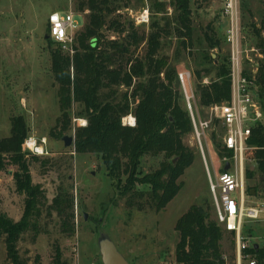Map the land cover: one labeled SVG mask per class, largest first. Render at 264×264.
<instances>
[{"label": "trees", "instance_id": "trees-1", "mask_svg": "<svg viewBox=\"0 0 264 264\" xmlns=\"http://www.w3.org/2000/svg\"><path fill=\"white\" fill-rule=\"evenodd\" d=\"M135 1L77 0V12H87V22L75 34L73 55L59 43L51 49V72L61 111L51 135L62 139L72 130L71 110L78 105L77 117L86 119L87 125L75 127L74 150L101 156L115 190L112 201L120 198L131 209L160 213L184 187L179 179L195 160V152L184 142L193 133V125L176 87L178 69L173 60H180L186 52L195 58L193 50L197 51V88L201 105L207 107L232 98L230 56L220 51L225 39L213 27L195 38L192 5L197 0H147L152 16L162 15L161 21L152 17L148 32L121 15ZM170 5L174 7L171 15L167 11ZM256 34L257 46L264 54V37L258 31ZM47 36L50 38L48 29ZM174 37L177 42L172 60L166 47ZM215 49L219 51L213 57ZM245 74L258 87L256 98L263 111V119L252 125L248 143L255 149L248 157L256 162L264 182V59L255 74L246 62ZM204 78H209V84L203 83ZM128 115H134L136 126L124 124ZM28 132L25 118L16 116L11 135L0 138V171L16 167V191L25 195L19 221L0 209V244H4L0 264H28L20 243L27 234L35 241L54 215L60 220L62 234L75 232L74 194L60 185L50 202L43 186L33 181L31 164L47 161L24 152ZM217 145L219 155L231 154L221 142ZM147 157L161 160L156 169L144 173L140 170ZM256 175L248 168V180ZM252 190L259 191L257 186H248L249 194ZM211 210L208 200L196 202L176 222L180 235L175 250L177 264H229L222 245L226 232ZM44 219L48 221L44 223ZM229 234L235 249V237ZM249 252L264 264V246H254ZM40 257L37 255L35 261ZM52 260L53 264H69L60 247Z\"/></svg>", "mask_w": 264, "mask_h": 264}, {"label": "rangeland", "instance_id": "rangeland-1", "mask_svg": "<svg viewBox=\"0 0 264 264\" xmlns=\"http://www.w3.org/2000/svg\"><path fill=\"white\" fill-rule=\"evenodd\" d=\"M197 1L192 5L196 39L203 37L207 28H219L215 17L220 11V0L210 1L211 3ZM240 1L247 43L258 47L256 31L264 37V0ZM146 6V0L135 1L121 15L135 22L130 10L135 16ZM172 8L174 12V7ZM54 10L72 11L80 22V29L87 22V12H77V0H0V138L11 135L13 117L23 116L29 130L27 139L35 137L46 151L43 155L35 154L23 146L24 152L47 161L46 165L41 162L31 164L33 181L43 186L50 202L60 185L68 188L75 197V232L62 234L60 220L56 215L51 221L44 219V223L48 221L49 225L45 226L43 233L35 241L32 234L24 236L20 243L21 254L29 259L28 264H53L56 248L60 247L69 264H103L98 239L100 232H105L112 237L130 264H177L175 250L180 235L175 230V225L178 219L194 203L204 200L209 201L212 216L216 219L200 145L193 133L184 138L186 145L195 152V160L179 179L184 187L160 213L131 209L124 199L112 201L115 190L101 156L91 153L77 154L74 145L67 147L62 139L51 135V130L61 114L57 86L51 72V49L58 43L47 37L49 15ZM152 17L161 21L162 15L152 16L151 13L150 23L153 21ZM150 23L142 26L146 32L149 31ZM219 35L221 36L220 33ZM176 42L175 37L171 38V45L166 47L172 60ZM143 51L142 46L141 52ZM193 51L195 58L186 52L180 60L173 62L178 74L182 71L192 73L195 115L201 120L211 119V107L202 106L200 103L197 88L199 81L195 74V69L199 67L195 59L199 54L196 50ZM218 51L219 49L212 50V56L216 57ZM220 51L228 53V44L222 42ZM260 51L262 52L261 49ZM250 56L255 55L250 53ZM176 87L183 95L179 79ZM78 111L79 106L74 105L71 110L72 130L67 135H75ZM202 142L214 176L215 172L223 170L224 158L218 154L217 143H223V128L217 119L214 118L211 122ZM160 160L161 158H145L140 171L146 173L156 169ZM247 167L257 174L254 179L248 180L250 187L257 186L259 190L251 199L254 203H262L264 182L260 178L256 162L250 157ZM15 170L16 167L11 166L9 170L0 171V209L13 220L19 221L24 212L25 195L16 191L13 178ZM243 230L251 236L252 243L264 246V215L258 221H245ZM223 231L226 232L224 229ZM232 239L226 232L222 241L229 264L236 263V245L234 249ZM0 247L2 251L4 244L1 243ZM37 255L41 257L35 261Z\"/></svg>", "mask_w": 264, "mask_h": 264}, {"label": "built area", "instance_id": "built-area-1", "mask_svg": "<svg viewBox=\"0 0 264 264\" xmlns=\"http://www.w3.org/2000/svg\"><path fill=\"white\" fill-rule=\"evenodd\" d=\"M147 1V0H146ZM170 2L171 0H163ZM223 14L227 19L225 42L229 46L230 76L232 81V98L228 102L211 105V119L201 120L194 112L195 93L192 89V73L182 71L178 74L185 107L188 110L192 125L193 135L197 139L211 192V202L218 224L228 233L235 237L236 264H259L249 250L257 243L251 242V236L245 234L243 227L247 220L258 221L264 215V202L254 203L252 195L248 192L247 161L248 153L255 149L248 142L252 134V125L263 119L261 104L256 98L257 86L245 74V63L251 62L253 74H255L263 58V53L256 46L247 43L246 26L242 20L240 0H222ZM169 14L173 8L168 7ZM130 13L135 18L136 26L150 23L151 12L147 2L139 14ZM80 22L72 12L54 11L50 13L48 20L49 37L59 43L62 48L73 55V43L75 34L80 30ZM250 53L255 56H250ZM209 84V79L203 81ZM217 119L223 128V148L230 152L224 155L221 172L210 170L205 154L202 138L210 127L213 119ZM78 126H86L87 120L75 119ZM124 124L136 126V118L128 115L123 119ZM45 143V141L43 142ZM24 147L31 153L45 154L42 144L35 137L25 141ZM41 149V151H39ZM228 170H225L226 165Z\"/></svg>", "mask_w": 264, "mask_h": 264}, {"label": "water", "instance_id": "water-1", "mask_svg": "<svg viewBox=\"0 0 264 264\" xmlns=\"http://www.w3.org/2000/svg\"><path fill=\"white\" fill-rule=\"evenodd\" d=\"M62 140L67 147L74 145L73 135H65L62 137ZM228 168L229 165L227 164L225 170H228ZM251 195H255L254 190L251 191ZM84 216L85 219H87L86 213ZM255 246L258 247L259 245L255 244ZM98 247L103 264H130L126 256L119 250L115 241L108 233L100 232Z\"/></svg>", "mask_w": 264, "mask_h": 264}, {"label": "crops", "instance_id": "crops-1", "mask_svg": "<svg viewBox=\"0 0 264 264\" xmlns=\"http://www.w3.org/2000/svg\"><path fill=\"white\" fill-rule=\"evenodd\" d=\"M207 1H208V3H211L210 1L217 2V0H205V2H207ZM219 5H220V11H219L218 14L216 13L217 15L215 14L216 15L215 18H216V21L218 23L219 28H217V29L215 28V29H216V31H218V33L221 34L222 38L224 37V39H225V31H226V28H227V19H226V17L223 14V2H222V0H220V4ZM240 9H241V1H240ZM54 11L68 12L67 10H54ZM54 11H52V12H54ZM241 13H242V10H241ZM242 20H243V14H242ZM220 30L222 31V33H221ZM257 59L262 61L264 59V54H263V58H257Z\"/></svg>", "mask_w": 264, "mask_h": 264}, {"label": "bare ground", "instance_id": "bare-ground-1", "mask_svg": "<svg viewBox=\"0 0 264 264\" xmlns=\"http://www.w3.org/2000/svg\"><path fill=\"white\" fill-rule=\"evenodd\" d=\"M39 151H41V149Z\"/></svg>", "mask_w": 264, "mask_h": 264}]
</instances>
